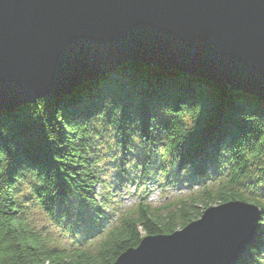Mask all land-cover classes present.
Here are the masks:
<instances>
[{
  "label": "trees",
  "instance_id": "16d2710c",
  "mask_svg": "<svg viewBox=\"0 0 264 264\" xmlns=\"http://www.w3.org/2000/svg\"><path fill=\"white\" fill-rule=\"evenodd\" d=\"M109 133L123 152L120 175L155 174L161 187H190L158 204L142 181L139 200L120 206L114 219L115 209L97 198V146ZM263 161L264 98L127 60L58 98L0 110V264H113L144 236L172 234L229 202L256 205L262 217ZM25 203L60 235L31 222ZM263 237L259 223L236 264H259Z\"/></svg>",
  "mask_w": 264,
  "mask_h": 264
},
{
  "label": "water",
  "instance_id": "95a60500",
  "mask_svg": "<svg viewBox=\"0 0 264 264\" xmlns=\"http://www.w3.org/2000/svg\"><path fill=\"white\" fill-rule=\"evenodd\" d=\"M127 60L264 98V0H0V110L58 98ZM260 220L250 203L211 206L113 264H236Z\"/></svg>",
  "mask_w": 264,
  "mask_h": 264
},
{
  "label": "rangeland",
  "instance_id": "374dc122",
  "mask_svg": "<svg viewBox=\"0 0 264 264\" xmlns=\"http://www.w3.org/2000/svg\"><path fill=\"white\" fill-rule=\"evenodd\" d=\"M99 141L100 143L97 146V153L99 154L97 167L101 171L103 186H97V198L99 200L104 198L110 204L109 210H112L113 208L115 209V213L113 214L114 219L117 216L120 206H130L139 200L140 194L137 187L142 181H144L143 190L149 196V200L158 204L169 200L171 196L175 195V193H178L181 190H186L190 187L184 183H178L176 187L170 185L166 188L161 187V184L158 181L161 178L155 174L143 180L140 178H135L134 180L130 174L120 175L121 169L119 168V163L121 164L123 152L118 146L115 136L112 133H109L108 135H104L103 139ZM138 144L139 143L137 142V145ZM159 149L160 148H155V161L161 159V149ZM157 164V167H159V162H157ZM262 167H264V161ZM126 169L129 170V166H127ZM25 202L27 203L26 200ZM25 204H23V209L25 213L29 215L31 222L36 223L38 226H49L54 234L60 235L56 227L51 226L47 217L44 216L38 206L34 208L31 207L30 204H26V206ZM259 222L261 223V227L264 228V216L261 217ZM61 238L63 241H59L62 245L64 243L70 244V241L66 236H61ZM262 245L263 246L259 249L257 254V260L260 262L259 264H264V242Z\"/></svg>",
  "mask_w": 264,
  "mask_h": 264
}]
</instances>
